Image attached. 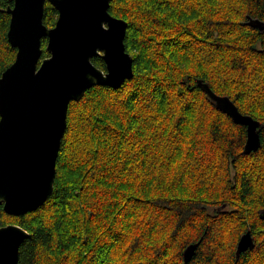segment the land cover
Returning a JSON list of instances; mask_svg holds the SVG:
<instances>
[{
  "label": "trees",
  "instance_id": "obj_1",
  "mask_svg": "<svg viewBox=\"0 0 264 264\" xmlns=\"http://www.w3.org/2000/svg\"><path fill=\"white\" fill-rule=\"evenodd\" d=\"M13 5L0 0V78L17 55ZM109 11L128 23L134 76L71 101L41 207L13 216L0 205V226L30 233L20 263L264 264V127L260 149L244 154L247 127L197 82L264 124V0H112ZM58 15L46 2L44 23ZM248 230L255 247L237 258Z\"/></svg>",
  "mask_w": 264,
  "mask_h": 264
},
{
  "label": "water",
  "instance_id": "obj_2",
  "mask_svg": "<svg viewBox=\"0 0 264 264\" xmlns=\"http://www.w3.org/2000/svg\"><path fill=\"white\" fill-rule=\"evenodd\" d=\"M46 2L59 12L56 24L44 21ZM112 0H14L8 40L17 48L15 61L0 78V205L13 216L41 207L54 190L57 160L68 127L71 101L81 100L95 85L121 86L134 76L133 57L125 46L127 21L113 16ZM97 21L110 27L97 29ZM49 56L41 64L42 40ZM101 56L104 70L93 62ZM198 85L214 105L247 127L243 153L260 149L264 124L242 113L228 95L209 82ZM30 233L14 223L0 226V264H21L20 248ZM199 242L183 251L185 263ZM255 247L251 230L237 245L240 254Z\"/></svg>",
  "mask_w": 264,
  "mask_h": 264
},
{
  "label": "snow or ice",
  "instance_id": "obj_3",
  "mask_svg": "<svg viewBox=\"0 0 264 264\" xmlns=\"http://www.w3.org/2000/svg\"><path fill=\"white\" fill-rule=\"evenodd\" d=\"M106 28H108V30H110V27L108 25H105L103 23V21H97V29H98V31L103 33V32H105Z\"/></svg>",
  "mask_w": 264,
  "mask_h": 264
},
{
  "label": "bare ground",
  "instance_id": "obj_4",
  "mask_svg": "<svg viewBox=\"0 0 264 264\" xmlns=\"http://www.w3.org/2000/svg\"><path fill=\"white\" fill-rule=\"evenodd\" d=\"M223 112V111H222ZM236 253H237V250H236Z\"/></svg>",
  "mask_w": 264,
  "mask_h": 264
},
{
  "label": "rangeland",
  "instance_id": "obj_5",
  "mask_svg": "<svg viewBox=\"0 0 264 264\" xmlns=\"http://www.w3.org/2000/svg\"><path fill=\"white\" fill-rule=\"evenodd\" d=\"M225 209H227V207H226ZM229 209H230V208H229Z\"/></svg>",
  "mask_w": 264,
  "mask_h": 264
}]
</instances>
